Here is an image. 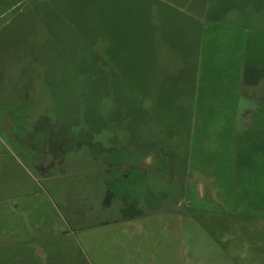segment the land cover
<instances>
[{
  "label": "rangeland",
  "instance_id": "rangeland-1",
  "mask_svg": "<svg viewBox=\"0 0 264 264\" xmlns=\"http://www.w3.org/2000/svg\"><path fill=\"white\" fill-rule=\"evenodd\" d=\"M0 264H264V0H0Z\"/></svg>",
  "mask_w": 264,
  "mask_h": 264
},
{
  "label": "crops",
  "instance_id": "crops-1",
  "mask_svg": "<svg viewBox=\"0 0 264 264\" xmlns=\"http://www.w3.org/2000/svg\"><path fill=\"white\" fill-rule=\"evenodd\" d=\"M1 1H5V0H1ZM184 1H188V0H184ZM260 1H262V0H260ZM215 10H217V8H215ZM108 18V17H107ZM146 27V26H145ZM138 31H140V28L139 29H137ZM142 30V32L143 31H145V30H147V29H141ZM103 35H101V44H100V47H99V49L101 50V53H103V54H105L104 53V50H107V48H108V45H107V43H105L104 42V32L102 31L101 32ZM110 48H112L113 49V46L111 45L110 47H109V49ZM108 56V55H107ZM113 56V55H112ZM237 79H238V82H236V84L238 85V87H239V91H240V94L242 95L243 94V91H245V86H244V72H243V75H242V72H241V74H239L238 76H237ZM234 89H236V86L234 87Z\"/></svg>",
  "mask_w": 264,
  "mask_h": 264
}]
</instances>
